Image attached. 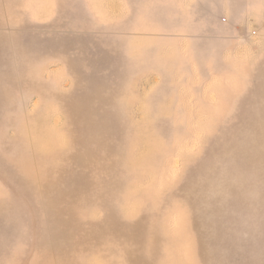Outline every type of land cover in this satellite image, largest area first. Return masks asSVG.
<instances>
[{"label": "rangeland", "instance_id": "374dc122", "mask_svg": "<svg viewBox=\"0 0 264 264\" xmlns=\"http://www.w3.org/2000/svg\"><path fill=\"white\" fill-rule=\"evenodd\" d=\"M258 1L0 0V264H264Z\"/></svg>", "mask_w": 264, "mask_h": 264}, {"label": "crops", "instance_id": "0c3cea01", "mask_svg": "<svg viewBox=\"0 0 264 264\" xmlns=\"http://www.w3.org/2000/svg\"><path fill=\"white\" fill-rule=\"evenodd\" d=\"M257 3H259L258 0H213L211 8L209 9L212 12L211 14L213 15L211 19H218L221 16H225L227 19L234 21H246L252 19L254 18L253 15L257 11ZM195 6V13L202 14L204 12V8L202 9V11H200L201 3H196ZM196 19L203 20L206 18L203 16H198L196 17ZM227 34L234 37L241 36V32L237 30V27L235 28V31H227ZM189 51L194 54L196 58L195 65L200 69V60L197 61L199 53L198 50L195 49V51L193 52L192 50H188L182 46H172L171 48H165V53H169L172 58L178 60H181L183 54Z\"/></svg>", "mask_w": 264, "mask_h": 264}]
</instances>
